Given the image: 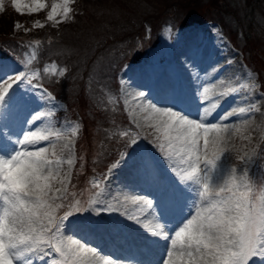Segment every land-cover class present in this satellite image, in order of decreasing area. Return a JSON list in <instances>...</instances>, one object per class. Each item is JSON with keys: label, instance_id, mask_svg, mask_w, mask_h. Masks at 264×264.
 Segmentation results:
<instances>
[{"label": "rangeland", "instance_id": "374dc122", "mask_svg": "<svg viewBox=\"0 0 264 264\" xmlns=\"http://www.w3.org/2000/svg\"><path fill=\"white\" fill-rule=\"evenodd\" d=\"M9 1L21 18L31 17V28L16 24L9 35L26 36L16 62L0 57V264H144L145 258L161 264L157 253L166 243L179 249L172 264H243L246 256L247 264H264V164L255 171L264 145V93L219 27H179L184 18H160V5L148 0H103L92 10L90 1L77 22L72 0ZM154 18L156 28L142 22ZM65 25L71 32L55 38ZM236 44L244 47L239 38ZM122 53L144 57L118 74L115 100ZM56 60L57 71L48 65ZM231 65L238 69L228 74ZM70 73L91 108L121 104L135 129L116 127L115 136L87 116L86 142L77 148L85 124L78 116L75 123L66 119L64 102L41 85L53 76L52 86L64 88ZM211 101L218 112L195 123ZM163 108L172 113L157 119ZM116 137L129 150L104 176L91 173L89 198L71 197L76 173L90 174ZM79 205L80 212L72 211ZM154 209L161 222L138 236ZM124 236L138 238L139 261H131L137 251Z\"/></svg>", "mask_w": 264, "mask_h": 264}, {"label": "trees", "instance_id": "16d2710c", "mask_svg": "<svg viewBox=\"0 0 264 264\" xmlns=\"http://www.w3.org/2000/svg\"><path fill=\"white\" fill-rule=\"evenodd\" d=\"M72 11L74 14L73 19L80 20V8L87 5L92 1V7L98 6L103 0H72ZM153 5H160V15L162 18L166 15L175 16L177 19L181 17L185 20L182 24H188L190 21L194 22H207L211 21L220 24L222 31L226 37L237 46L243 53V59L247 66L254 72H257L260 78L261 90L264 93V0H243L242 5L237 4L236 0H148ZM240 1V0H239ZM7 10L6 13L0 18V51L5 55H20L17 50L22 49L23 45L19 40H23V33H16L13 37L9 35L15 28V21H18L21 17L14 13L10 1L6 0ZM79 9V14L78 10ZM158 18V17H157ZM151 20V19H150ZM153 23L158 19L151 20ZM71 26L65 25L58 30V39L63 38L66 33L71 32ZM122 29V28H121ZM120 29V30H121ZM117 35V34H116ZM121 36L117 35V39ZM237 38L242 40L244 47L236 44ZM235 40V41H234ZM14 41H18L17 45H13ZM92 43L88 44L91 47ZM243 48V49H242ZM4 55V56H5ZM42 58H40L41 60ZM53 80L47 78L46 83L53 84ZM76 82L73 85V82ZM64 88L61 86H51L58 99H61L67 103V108L70 112V119L76 121V117L81 118V122L85 124L83 131L81 132L77 140V148L86 142L87 133V116L88 118L94 117L96 125L104 123L106 127H101L102 130L112 132L116 127L121 126V129L131 127L126 120L125 113L121 104L116 107L106 108L105 105H99L98 108H91L90 102L84 91L75 92L78 87L77 80L70 75V78H66ZM115 99V95H112ZM113 106V105H111ZM62 116V115H61ZM60 116V117H61ZM59 119V118H58ZM108 122L107 124H105ZM125 148L123 142H118L114 139L108 144L107 150L110 159H114L117 156L118 151ZM263 150L260 152L258 159L257 170L259 167H263L264 164V145ZM109 164V160H105L101 164V168H106ZM84 180L82 181V185Z\"/></svg>", "mask_w": 264, "mask_h": 264}, {"label": "bare ground", "instance_id": "6f19581e", "mask_svg": "<svg viewBox=\"0 0 264 264\" xmlns=\"http://www.w3.org/2000/svg\"><path fill=\"white\" fill-rule=\"evenodd\" d=\"M195 36L194 35H190L189 37H188V39H186L185 41L187 42V43H190L191 41H190V39H192V38H194ZM183 46V45H182ZM171 60H173V58H171ZM227 63V62H226ZM238 68L236 67V66H230V68H229V71H228V74H230V73H232V72H235L236 70H237ZM227 70V69H226ZM216 102L217 101H211V102H209L207 105H205L206 107H204V113L202 112L201 114H200V116L201 117H198V116H196L195 117V123H199L200 122V119L202 120V119H205L206 118V116L210 113V115L211 114H213V113H215L216 111L218 112V109H217V107H216ZM165 104L167 105V107L169 108L170 106H175L174 104H172V102H171V100H169V99H166L165 100ZM172 104V105H171ZM234 104V108H235V105L237 104V103H233ZM168 108H166V109H164L163 108V110H162V112H159L157 115H156V117H157V119H162V118H166L167 116H170V114L172 113L171 112V110L170 109H168ZM171 108V107H170ZM209 115V116H210ZM227 115H230V114H227ZM208 116V117H209ZM197 117L199 118V119H197ZM187 128H191L190 126L189 127H187ZM159 211L158 210H155L154 209V212H151V215L147 218V220L145 221V223H144V225H141V227L142 228H137L136 230V233H138L137 235L138 236H140L141 234H144L145 233V229L146 228H151V227H154V225L156 226L158 223H160L161 222V220H162V218L160 219L159 218ZM191 219H193V221H195V220H197V216H195V215H193L192 217H191ZM69 232H71V229H70V227H69ZM95 236H97V238L98 239H103L105 236H103V237H100V235L99 234H95ZM125 237V242H126V244H127V247H129L130 249H131V251L133 252V253H135V251H137V254H135L136 256L134 257L133 256V259H131V261H139V256L140 255H142V252H140V250H138L137 249V247H136V240L138 239L137 237H134V236H124ZM98 239H96L95 238V240H93L92 242H94V243H97L96 245H98ZM155 252H156V249H155ZM109 253H111V254H113V256L114 257H120V255H118V252L116 253V252H112V251H110L109 250ZM108 253V254H109ZM179 253V249L178 248H175L173 245H170V244H168L167 245V243H166V245L165 244H163V245H161L160 247H159V249H158V253H157V255L159 256V258L158 259H156V260H159V262H161V264H172L173 262H176V261H178L179 260V258H178V254ZM111 254H109L111 257H113ZM137 257V258H136ZM137 259V260H136ZM178 259V260H177ZM148 258L146 259H143V260H140V261H143L144 262V264H154V262L153 261H151V259L149 260V262H148Z\"/></svg>", "mask_w": 264, "mask_h": 264}]
</instances>
